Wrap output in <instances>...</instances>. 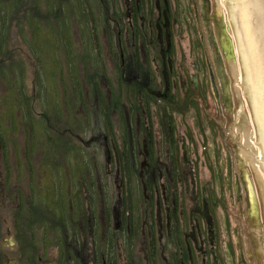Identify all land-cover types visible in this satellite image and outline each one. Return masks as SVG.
Returning <instances> with one entry per match:
<instances>
[{
    "label": "rangeland",
    "instance_id": "obj_1",
    "mask_svg": "<svg viewBox=\"0 0 264 264\" xmlns=\"http://www.w3.org/2000/svg\"><path fill=\"white\" fill-rule=\"evenodd\" d=\"M105 1L87 0V14L85 17L81 15L78 22L71 0H66L74 20L71 54L69 56L62 48H58L56 56L46 54L42 58L35 55L38 50L32 47L33 35L28 28L27 13L23 10H37L46 17L45 1L15 0L13 5L15 14L12 13L5 34V47L8 50L7 62L4 64L14 70V79L19 75L18 82L32 110L25 111L18 101L15 103V93L11 95L6 82L0 78V116H3L0 121L2 129L7 133L11 131L8 135L10 137H5L8 141L2 140L0 136V264H7L6 257L13 254L11 247L20 246L18 238L33 254L43 252L41 264H57V260L59 263L57 237H61L62 233L58 225L62 227L63 234L68 233L70 237L80 230L75 222L83 221L85 226L91 220L95 227L94 211L98 219L102 210L105 212L109 209L110 201H114V195L117 194L114 182L117 169L115 164L109 165L111 175H108L105 145L112 147L115 144L117 149L125 151L126 141L130 138V115L137 110L138 103L136 98L129 95L131 92L126 89L125 82L122 84L116 74L119 63L108 58V24L111 28L112 22L106 20L103 8ZM107 1L112 16L120 18L123 25L127 24L121 12L123 0ZM212 1L223 21L222 35L215 39L218 40V49L221 46L223 50V56L217 62L212 58L210 49L208 54L213 71L220 69L221 80H218L224 82V86L220 88L218 96L217 93L212 94L210 87L203 95H191L198 99L196 103L199 106H194L195 110L192 104L191 109L193 115L199 114L200 127L194 125V119L188 114L174 115L179 157L182 161L183 139L197 159L199 183L211 179V168L217 162L222 164L224 174L225 170L233 173L232 195L228 194L232 200L229 199L227 210L233 231L231 246L238 253L235 264H264L262 128L249 82L248 66L238 37L235 3L233 0ZM79 7L77 2L78 11ZM43 23L44 30H47V23ZM114 38L116 35L111 39ZM185 67V71L192 74L191 62H187ZM71 70L75 74L72 75ZM7 92L10 102L5 98ZM187 104L190 105L184 101L178 110H185ZM145 108L151 115L153 126L150 132L153 138L157 137L160 130L158 121L152 115L155 110L152 105ZM131 130L134 136L135 131L133 128ZM246 134L253 136V142L247 141ZM114 152H111L112 156ZM120 159L123 170L121 175L129 182L125 185V191L128 190L130 211L138 221L143 215L146 195L134 176L132 157L127 154ZM236 181L238 185L235 186ZM184 187L179 189L180 197L183 198L181 203L184 204L181 207L188 209L192 200L189 193L184 192ZM238 189L241 201L236 202ZM70 199L75 200L73 205H78L80 215L79 219L75 217L73 224L72 205L67 203ZM72 225H76V230ZM99 225L95 227L93 236L100 251L103 240ZM82 230L80 232L85 234ZM183 230L181 225L180 236ZM221 238V242L226 239L225 235ZM70 240L69 244H75L73 242L76 240ZM85 241L86 238L81 239L80 245L87 249L90 241ZM143 243L144 239L139 237L138 241L131 243L133 250L127 246L126 254L130 264H163L160 256L154 257V262L153 258L145 256L147 249ZM222 247L219 245L217 249L219 264H223V258L229 264L227 256L222 257ZM167 255L170 260L172 252L168 251ZM61 264L73 262L65 260Z\"/></svg>",
    "mask_w": 264,
    "mask_h": 264
},
{
    "label": "flooded vegetation",
    "instance_id": "obj_2",
    "mask_svg": "<svg viewBox=\"0 0 264 264\" xmlns=\"http://www.w3.org/2000/svg\"><path fill=\"white\" fill-rule=\"evenodd\" d=\"M106 1L103 6L106 20L112 22L111 28L108 24V58L119 63L116 74L122 84L125 82L126 89L131 92L129 95L137 99L138 107L130 115V138L126 141L125 151L117 149L115 144L112 147L105 145L108 175H111V164H115L117 169L114 176L117 194L114 201H110L109 209L102 210L98 219L95 211L93 213L95 224L100 223L103 247L100 251L97 249L93 236L97 224L94 227L91 220L85 226L83 221L75 222V217L79 219L80 216L78 205H73L75 200H67L72 205V224L75 222L77 229H84L85 234L79 230L70 237L68 233L63 234L62 227L58 225L62 236L57 237V264L65 260L73 264H130L127 246L133 250L131 243L138 241L139 237L144 239L145 256L153 258V262L154 257L160 256L163 264H219L217 249L220 245L223 246L222 257L227 256L229 264H235L238 253L231 246L233 231L227 210L229 199L232 200L228 194L232 195L233 173L225 170L224 174L222 164L217 162L211 168V179L199 183L195 154L181 139L184 154L181 161L179 140L176 135L171 137L166 132L175 127L174 115L182 113L190 115L194 125L200 127L199 114L193 115L191 109L192 104L193 107L199 106L196 103L198 99L191 95H203L210 87L212 94L217 93L218 96L220 88L223 89L224 82L219 81L221 71L219 68L213 71L208 54L210 49L212 58L217 62L223 56V50L221 46L218 49V40L215 39L221 37L224 26L214 9V1L123 0L121 12L127 20L125 25L120 18L112 16ZM115 35L116 38L111 39ZM187 62L192 64V74L185 71ZM225 91L228 89L225 88ZM199 100L202 98L199 97ZM184 101L190 105L184 106L185 110L180 112L178 108ZM148 105L154 108L152 115L159 123L160 134L154 138L150 132L153 126L151 115L145 108ZM125 119L127 121L126 116ZM127 154L133 159L134 176L146 195L143 215L138 221L130 211L128 190L125 191L128 179L121 175L120 157ZM182 187L192 200L188 209L181 207L184 206L179 193ZM235 197L236 202L241 201L239 189ZM57 202L60 204V201ZM76 225H72L75 230ZM181 225L184 228L182 236L179 235ZM224 235L226 239L221 242ZM83 238H86L85 242L90 241L87 249L80 245ZM70 239L76 240L75 244H69ZM17 243L20 246L11 247L13 254L6 257L7 264H41L43 252L33 254L19 238ZM168 251L172 252L170 260L169 255L166 257ZM221 261L226 264L224 258Z\"/></svg>",
    "mask_w": 264,
    "mask_h": 264
},
{
    "label": "trees",
    "instance_id": "obj_3",
    "mask_svg": "<svg viewBox=\"0 0 264 264\" xmlns=\"http://www.w3.org/2000/svg\"><path fill=\"white\" fill-rule=\"evenodd\" d=\"M37 1H43V0H37ZM44 1L46 3V9H47L46 17L45 16L43 17V15H41L37 10L35 11L23 10V12L27 13L26 17H27L28 28L30 29L31 34L33 35L31 38V43L33 44L32 47L38 50L37 54L35 55H38L41 58L46 54L50 55L51 57H54L57 54V49L62 48L63 51L67 52L68 55L70 56L71 48L73 49L72 34H73L74 20H72L71 14L69 13V9L67 7L68 4L66 3V0H44ZM71 2H72L71 5L73 7L72 9L74 11V15L78 20V22H80L81 15L85 17L87 14V7L85 6L87 0H71ZM75 2L79 3L80 6L79 11L77 9L78 4L76 8ZM14 4H15V0H0V78H3V80L6 82L5 84L6 88L8 87L10 90L7 91L10 92L11 95L13 94V92L15 93L17 99L15 103L18 101V103L23 107V109L24 110L26 109L29 112L30 110H32L31 104L27 102L26 97L24 96V90L22 89V86L18 82L19 75H16L14 79V75L12 72L14 70H11L7 65L4 64L5 62H7L5 61V59L8 50L7 47H5L6 46L5 34H7L6 33L7 27L9 25V21L12 16V13L15 14L13 9ZM75 11H77V14L75 13ZM33 13H36V15L34 16ZM43 22L47 23L48 25L47 30H44ZM70 67L72 68V66ZM71 73L73 75L74 72L71 70ZM13 79L15 82H13ZM8 92L5 98L7 102H10L11 98L8 97L9 95ZM29 107L31 109H29ZM1 117L3 116L1 115L0 119ZM28 117L31 119L30 116ZM10 132L7 133V131L2 129V123L0 121L1 139L8 141L9 139L7 140L5 137L9 138L10 136L8 135ZM166 132L169 134V136L173 137L174 135H176V128L171 127L169 128V131L166 130ZM174 143L175 144L177 143L175 139H174ZM176 145L178 146V144Z\"/></svg>",
    "mask_w": 264,
    "mask_h": 264
},
{
    "label": "water",
    "instance_id": "obj_4",
    "mask_svg": "<svg viewBox=\"0 0 264 264\" xmlns=\"http://www.w3.org/2000/svg\"><path fill=\"white\" fill-rule=\"evenodd\" d=\"M240 1L253 65L247 64L264 136V0Z\"/></svg>",
    "mask_w": 264,
    "mask_h": 264
},
{
    "label": "bare ground",
    "instance_id": "obj_5",
    "mask_svg": "<svg viewBox=\"0 0 264 264\" xmlns=\"http://www.w3.org/2000/svg\"><path fill=\"white\" fill-rule=\"evenodd\" d=\"M233 2L235 3V9H236V13H235V16H236V19H237V22H238V37H239V41L241 42V47L244 51V60L246 62V66H248L247 63L252 64V58H251V53H250V48H249V43H248V38H247V33H246V27H245V22H244V17H243V12H242V7H241V1L240 0H233ZM247 70H248V75H249V82H251V77H250V73H249V68L247 67ZM251 85H252V82H251ZM252 93H253V96H254V101H255V108H256V111L258 113V110H257V104H256V100H255V95H254V91H253V86H252ZM258 119L260 121V118H259V113H258ZM261 124V122H260ZM261 126V125H260ZM262 128V127H261ZM261 132H262V140L264 141V136H263V131L261 129ZM246 137H247V141L248 142H253V136L252 135H249V134H246Z\"/></svg>",
    "mask_w": 264,
    "mask_h": 264
}]
</instances>
